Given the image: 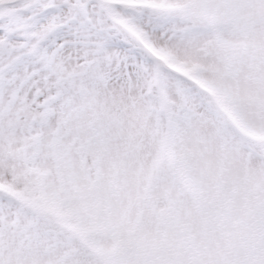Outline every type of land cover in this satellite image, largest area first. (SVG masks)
Segmentation results:
<instances>
[{"label":"snow or ice","instance_id":"snow-or-ice-1","mask_svg":"<svg viewBox=\"0 0 264 264\" xmlns=\"http://www.w3.org/2000/svg\"><path fill=\"white\" fill-rule=\"evenodd\" d=\"M0 264H264V0H0Z\"/></svg>","mask_w":264,"mask_h":264}]
</instances>
